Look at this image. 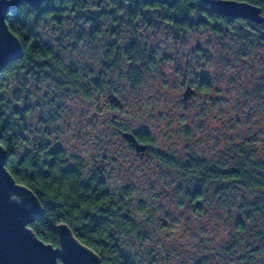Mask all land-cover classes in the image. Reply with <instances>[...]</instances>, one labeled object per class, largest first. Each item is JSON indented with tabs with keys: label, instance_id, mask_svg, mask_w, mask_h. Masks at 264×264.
Returning <instances> with one entry per match:
<instances>
[{
	"label": "rangeland",
	"instance_id": "rangeland-1",
	"mask_svg": "<svg viewBox=\"0 0 264 264\" xmlns=\"http://www.w3.org/2000/svg\"><path fill=\"white\" fill-rule=\"evenodd\" d=\"M97 3L87 5L93 15L99 13L93 8ZM103 18L105 24L95 40L67 37L77 29L88 31L85 12L82 17L70 15L59 29L45 21L41 26L43 37L52 38L88 96L66 75L33 74L6 81L5 87L18 95L20 106H30L23 133L26 144L45 140L49 146L61 147L100 168L106 155L118 153L119 163L104 166L108 188H125L134 204L132 210L143 205L147 213L138 216L145 218L151 213L153 219L148 227L142 226L144 232L148 229L144 235L129 237L132 252H141V247L156 249V264H162L164 251L171 264H193L201 256L213 261L227 238L218 201L211 196L201 198L198 211L185 201L184 193L193 188L191 180L182 179L156 158L135 160L109 124L110 115L101 123L103 97L113 93L125 103L120 112L124 127L146 131L153 153L181 161L187 156L212 161L225 147L245 141L264 153V92L259 91L264 84L260 82L264 77V29H247L238 22L221 24L218 38L210 24L178 33L159 18L150 28L143 27V18H138L133 21L140 25L134 33L126 28L112 36L107 30L118 31L115 25L130 23L116 15ZM243 30L248 40L239 38ZM132 41L143 56L136 64L121 51ZM109 54L114 63H107ZM132 69L141 76L136 85L129 81ZM195 77L200 79L199 86L207 84L208 88L194 87L193 97L184 104L185 84ZM119 164L121 171L116 170ZM209 188L211 195L214 189ZM181 200L183 208L178 207ZM59 247L58 242L54 248Z\"/></svg>",
	"mask_w": 264,
	"mask_h": 264
},
{
	"label": "trees",
	"instance_id": "trees-1",
	"mask_svg": "<svg viewBox=\"0 0 264 264\" xmlns=\"http://www.w3.org/2000/svg\"><path fill=\"white\" fill-rule=\"evenodd\" d=\"M92 1L94 0H45L42 6L37 5V0L32 3L23 1L6 16L7 29L12 35L15 33L22 53L0 71V143L10 148L5 151V168L18 185L32 194L39 206V211L27 227L41 242L56 247L57 228L62 224L69 228L81 245L98 257L100 264H156L158 250L141 247V252L135 253L128 242L129 237L144 235L148 231L146 228L144 232L143 225L148 227L152 224L151 213L150 217L138 216L146 214L147 208L137 205V211H133L134 204L129 202L130 193L125 188L110 190L108 178L98 165H90L80 157L71 156L61 147H51L45 140H39L32 146L27 145L23 133L27 130L25 121L30 106H20L22 102L18 95L12 94L5 87L6 81L11 77H29L33 74L66 75L74 87L88 96L86 89L77 84L75 69L64 63L57 52L58 47L51 42L52 38L46 35L43 37L41 26L45 21L59 29L70 15L82 17L85 12L89 20L88 31L84 33L77 29L75 34L73 32L67 37L80 40L82 36H86L95 40L105 23L102 22L103 13L93 15L89 12L91 9L87 5ZM125 1L109 0L111 3ZM138 1L139 8L135 6L131 9L130 20L138 13H141L140 16L148 14L177 24L181 32L210 24L215 35L220 38L221 24L231 26L234 22L247 29H264V24L256 26L245 20L233 21L213 14L208 6L197 0H159L163 4L159 6H154L156 0ZM237 1L257 5L264 14V0ZM119 8L120 5H115L114 10ZM38 9L40 20L35 27L26 28ZM107 31L112 36L118 34L113 29ZM239 38L248 40L245 30L240 33ZM135 43L129 42L121 50L133 64L143 59ZM108 44L111 46L112 43ZM110 56L111 54L107 56L108 64L114 63L109 60ZM128 75L132 85H136L141 77L135 69ZM260 82L264 83V77H261ZM199 87L204 90L208 88L207 84ZM259 91L264 92V84ZM138 134L143 142H150L146 131L139 130ZM153 156L167 168L175 170L182 179L191 180L192 191L184 193L186 203L196 206L199 211L202 207L198 203L201 198L211 196L210 199L218 201V211L223 212L220 217L227 227V238L222 243L220 252L214 254L211 264H264L263 151L245 141L225 147L218 154V159L212 161L193 156H187L181 161L159 153H153ZM208 186L211 187L209 190L214 189L211 195H208ZM177 203L178 207H184L182 200ZM173 251L175 253V249ZM166 254L165 251L162 252V264H171ZM192 262L210 263L204 256L195 258Z\"/></svg>",
	"mask_w": 264,
	"mask_h": 264
},
{
	"label": "water",
	"instance_id": "water-1",
	"mask_svg": "<svg viewBox=\"0 0 264 264\" xmlns=\"http://www.w3.org/2000/svg\"><path fill=\"white\" fill-rule=\"evenodd\" d=\"M35 2L36 0H0V39L5 43H13L16 50V60L21 56V45L18 39L7 29L5 18L21 2ZM208 6L210 12L221 17L234 20H245L256 25L264 24V16L259 6L237 0H197ZM7 30V31H5ZM11 61V62H12ZM0 67V71L7 65ZM193 89L187 86L182 94L185 103L192 95ZM114 105H121L116 96H109ZM130 145L141 155L146 145L138 144L130 133H122ZM0 264H100L98 257L88 248L81 245L73 236L69 228L60 224L57 228L59 248L45 244L38 240L27 227L39 211V206L32 194L18 185L5 168L6 154L0 151ZM44 249V253H40ZM68 250L74 254L69 256Z\"/></svg>",
	"mask_w": 264,
	"mask_h": 264
},
{
	"label": "flooded vegetation",
	"instance_id": "flooded-vegetation-1",
	"mask_svg": "<svg viewBox=\"0 0 264 264\" xmlns=\"http://www.w3.org/2000/svg\"><path fill=\"white\" fill-rule=\"evenodd\" d=\"M94 1H97L98 3L93 8H96L101 14L103 13L102 14L103 17H107L109 14L116 15V16H120L122 18L125 17L126 20L130 23L129 25H121L120 27H119V25H115L118 32H122V30L129 28V33H134L133 31H136V29L139 28L140 25L134 24L133 21L138 19V18H143V20H144L143 21V23H144L143 27H146V28H150V26H153V24H151V22L153 21V23H154V20L158 19V18H155L154 16H150L148 14H147L148 16L144 15V14H142V16H140L141 13H138V15H136L134 17V19L130 20L129 17L131 16L130 15L131 9L135 6L137 8H139V1L138 0H135L132 2H130L129 0H126L125 2H119V3H111V2H109V0H94ZM153 1H155V0H150V2H153ZM161 4L162 3L159 0H156V3L154 4V6H159ZM115 5H120V8L118 10H114ZM262 15L264 16L263 12H262ZM159 19H161V18H159ZM231 20L238 21V20H234V19H231ZM161 22L168 25V27L171 30H173V32H181V31H179L180 29L177 28V24H172L171 22H168L167 20H162V19H161ZM247 22H249L251 25H256L253 22H250V21H247ZM115 26L112 25L113 28ZM256 26H260V25H256ZM193 28H195V27H193ZM199 84H200V79L195 77V80H192V82H186L185 87H187L189 85L194 90V87L199 86ZM112 95L116 96L113 93H107V96H105V98L103 97L102 109L105 110V113H104V117L101 120V123L102 122L106 123V118L110 115L109 116V124L111 126H113L115 133L120 135L121 139L123 140V143H122L123 147L126 149V151L129 152V154H131L133 156V158L135 160L145 159V161H148L149 159H155V157L153 156V152L151 151L152 148H151L150 142H143L140 135L138 134V131H130L126 127H124L125 118L120 115V112L125 110L126 105L124 102H122L118 98V96H116V97L119 99L121 105L116 106L113 103H111L107 97L112 96ZM193 95H194V92L187 99V101L184 104H187L191 100ZM95 116H97V114ZM122 133H131L134 136V138L138 144L146 145V151H145L144 155L142 154L143 156L140 153H137L135 148L132 145H130L125 139H123ZM151 152H152V154H151ZM119 156L120 155L116 152H113L109 155H106L105 160H104V158H102V160H104V161H100L101 162V165L99 164L101 166L100 170L104 171L106 173L104 166L110 165V164H112V162L117 163L120 160ZM113 168L114 167L112 166L111 170H113ZM121 169H122V167L119 164L116 167V170L121 171Z\"/></svg>",
	"mask_w": 264,
	"mask_h": 264
},
{
	"label": "snow or ice",
	"instance_id": "snow-or-ice-1",
	"mask_svg": "<svg viewBox=\"0 0 264 264\" xmlns=\"http://www.w3.org/2000/svg\"><path fill=\"white\" fill-rule=\"evenodd\" d=\"M45 3V0H37V5L42 6ZM40 20V15H39V9L37 10L36 13H34V16L32 18V22L25 27L28 29H31L35 27L36 22ZM231 22V21H230ZM7 31V30H5ZM19 31V29H18ZM15 35V33L13 34ZM26 38V35H25ZM16 55V50L14 47V42L13 43H5L2 39H0V67L5 65L6 63H10ZM10 148H6L4 143H0V151H8ZM3 161H0V169L3 167ZM4 193L0 191V195H3ZM40 253H44V249H40ZM74 253L71 250H68V255L71 256ZM65 264H69L68 259H65Z\"/></svg>",
	"mask_w": 264,
	"mask_h": 264
}]
</instances>
